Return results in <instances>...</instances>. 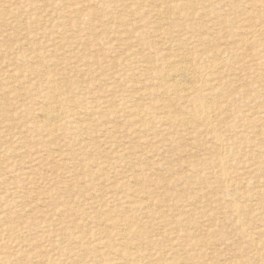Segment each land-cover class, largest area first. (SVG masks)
<instances>
[{"label":"rangeland","instance_id":"rangeland-1","mask_svg":"<svg viewBox=\"0 0 264 264\" xmlns=\"http://www.w3.org/2000/svg\"><path fill=\"white\" fill-rule=\"evenodd\" d=\"M68 10H77L79 14H69ZM261 23L262 27L259 26ZM256 25L261 31L258 36L253 31ZM56 36H60L59 40ZM82 39L84 44H81ZM32 46L33 50L30 49ZM29 50L31 54L26 53ZM168 58L173 62L177 61L179 65L186 59L184 63L194 67L196 80H200L198 84L202 86V103L209 107L207 115L219 132L223 144L219 145L214 131L190 113L191 108L195 107L192 96H189V101H180L179 105L173 106L168 114L171 119L164 125L152 122L143 126L125 111L138 106L156 112L153 105L163 103L166 96L174 100L175 95L168 92H165V96L151 94L156 92L157 87L153 84V71L162 67ZM38 63L40 66L35 65ZM61 64L62 66H55ZM89 65L92 66L91 70ZM97 72L100 76H97ZM1 73L0 264H96L104 258V252L106 255L112 254L111 247L114 242L107 237L124 231V227H114L110 221L114 219L119 222L128 216L134 219L135 226L142 231L141 236L134 238L139 250H143L146 255L144 262L142 260L140 264H162L161 262L168 261L171 256L169 262L174 261L177 264H261L264 261V253L261 252L263 257L260 261L259 254L254 255L255 251L249 245L251 237L257 243L263 241L264 245V214L257 217L259 208L264 209V195L257 198L255 194L256 189L264 188V182L261 184V179L264 180V0H0ZM170 73L168 79L173 81L179 78L175 71ZM41 82H46L45 86ZM53 83L58 88L61 84L62 87L65 85L63 88L60 86L61 91L60 88L57 90L59 96L52 91ZM17 85L20 87H16ZM139 88L141 92L137 93L135 89ZM140 95L144 98H140ZM54 96L65 97H60L65 100L64 118L56 129V134L42 127L41 118L37 117L43 99L55 98ZM152 98L157 99L154 101ZM118 99L126 100V106L121 101L119 103ZM69 104L72 111H69ZM96 104L100 106L99 109ZM4 114H8L7 120ZM98 116L104 117L100 119ZM172 117H183L185 121H174ZM82 123L87 124L86 127ZM151 129L157 130V134ZM62 133L67 138L62 137ZM95 135L97 138H94ZM225 144L223 158L226 173L229 174V186L219 179L222 178L224 169H221L223 167L216 160V148L220 149ZM139 149L147 152L149 150V154L146 152L147 156H143L145 162L142 157L139 160L137 156V152L141 151ZM154 151H157L156 156L153 155ZM113 153L116 155L112 158ZM98 163L111 166L99 172ZM133 173L138 176L141 174L140 179L137 180V175L132 178ZM257 173L261 176L257 177ZM128 178L130 179L125 183ZM138 181H142L140 185ZM144 190L147 196L142 193ZM131 192L139 195H135L134 200L139 198L140 202L136 201L145 208L150 207L153 212L159 208L155 213L166 215L161 219L167 220L174 234H181V239L157 240L160 221L152 215L145 216L147 208L146 211L145 208L133 210L134 208L128 207V201L133 197ZM124 194H129V199L124 198ZM123 201L128 204L125 206ZM240 208H244L246 213ZM188 209L192 210L191 214L186 212ZM200 211H204L202 218L199 217ZM104 215L112 219L108 220ZM187 221L189 225H186ZM91 233L97 237L107 236L104 237L106 245L97 246L94 253L91 252L94 255L87 249L90 245L91 248L95 246ZM253 235H260L259 240ZM170 243L174 247L168 252ZM177 244H181L180 247ZM185 244H196V248L187 254L183 250ZM80 248L84 250L82 253ZM162 250L165 252L162 253ZM69 253L70 258L66 257ZM110 254L109 258L113 257ZM90 256L93 258L91 263ZM106 262L102 259L98 263Z\"/></svg>","mask_w":264,"mask_h":264},{"label":"bare ground","instance_id":"bare-ground-1","mask_svg":"<svg viewBox=\"0 0 264 264\" xmlns=\"http://www.w3.org/2000/svg\"><path fill=\"white\" fill-rule=\"evenodd\" d=\"M67 13V12H66ZM68 13L69 14H72V13H75V14H77L78 13V11L77 10H68ZM65 14V13H64ZM79 14V13H78ZM71 17H73V16H71ZM76 18V17H75ZM72 19V18H71ZM66 20V19H65ZM69 21V20H68ZM257 25H259V24H257ZM257 25L255 26V30H253L254 32H257V36L259 35V34H261V31H260V28H257ZM262 25V23L259 25L260 27H262L261 26ZM254 27V26H253ZM252 29H254V28H252ZM251 29V30H252ZM76 31V30H75ZM60 34V33H59ZM64 35V34H63ZM76 35V34H75ZM78 35V34H77ZM76 35V36H77ZM246 35H248V34H246ZM250 35V34H249ZM61 36V35H60ZM59 36V37H60ZM65 36V35H64ZM57 38H58V40H59V37L58 36H56ZM74 37V36H73ZM82 37H83V35H82ZM249 38H250V36H249ZM65 39V38H64ZM71 39V38H70ZM246 39V38H245ZM253 39V38H252ZM76 40V39H75ZM66 41V40H65ZM69 41V40H68ZM72 41V40H71ZM80 41V40H79ZM54 42H55V40H54ZM82 43L81 44H84L85 42H84V40L82 39V41H81ZM84 42V43H83ZM56 43V42H55ZM89 43V42H88ZM76 44H77V42H76ZM29 45H30V43H29ZM33 45V44H32ZM56 45H58V44H56ZM86 46H88L87 44H85ZM61 46V45H60ZM78 46V45H77ZM83 46V45H82ZM86 46H84L85 48H86ZM18 47V46H17ZM20 47V46H19ZM27 48V47H26ZM37 48H38V46H37ZM20 49V48H19ZM30 49H32L33 50V46H32V48H30ZM86 49H88V48H86ZM82 50V49H81ZM30 51L31 50H29V51H26V53L28 54V52H29V54H31L30 53ZM39 50H37V52H38ZM82 51H84V49L82 50ZM88 51V50H87ZM33 52V51H32ZM53 52V51H52ZM51 52V53H52ZM85 52V51H84ZM25 53V54H26ZM26 54V55H27ZM34 54H36V53H34ZM50 54V53H49ZM40 55V54H39ZM23 56V55H22ZM34 56V55H33ZM36 57V56H35ZM62 57V56H61ZM70 57H72V56H70ZM74 57V56H73ZM175 57V56H174ZM178 57H180L181 58V56H178ZM21 58V57H20ZM34 58V57H33ZM50 58V57H49ZM48 58V59H49ZM53 59H54V57H52ZM58 58V57H57ZM63 58V57H62ZM77 58V57H76ZM107 58V57H106ZM31 59V58H30ZM30 59H28L27 61H30ZM38 59V58H37ZM42 59V58H41ZM40 59V60H41ZM65 59V58H64ZM182 59V58H181ZM39 60V61H40ZM43 60V59H42ZM46 60V59H45ZM58 60V59H57ZM60 60V59H59ZM69 60H70V58H69ZM146 60V59H145ZM144 60V61H145ZM156 60V59H155ZM186 60V59H185ZM185 60H183V63L181 64V65H179V63H177V61H175L174 60V62L173 61H171V59H167V60H165L164 62H163V64H162V67H160V68H155V70L153 71V73L155 72V78H153L155 81H154V83L153 84H155L157 87H156V92H151V94H152V96H156V95H160V96H165V92H168V93H171V94H174L175 95V98H174V100L173 99H171V98H169L168 96H166L167 98L165 99V101L163 102V103H160L159 102V105H157V104H155V103H153V104H155V106L153 105V104H149V105H153V107L152 106H150V107H152V108H156L155 110H156V112H154V111H151V110H149L148 108H138V106H137V108H135L134 106V108H128V106H127V108L128 109H126L125 111L127 112V114L128 115H130V116H133V119L134 120H138L139 122H141V125H143V126H145L146 124H149V123H152V122H155V123H157V124H160V125H164L166 122H168L169 123V120L171 119V118H169V115L168 114H170V112H171V109L173 108V106L174 105H176V104H178L179 105V102L180 101H186L188 98H190L191 96H192V103L195 105V107L193 108H191V111L192 112H190V113H192V115H193V117L194 118H198V120L199 121H201V122H203L208 128H210L212 131H214L213 132V134L215 135V139L217 140V141H219L220 143H219V145H221V144H223V142H222V139L221 138H219V132L216 130V128H215V125L214 124H212L211 122H210V119H209V117H208V115H207V110H208V108L209 107H207L206 105H204V103H202V100H201V96H200V94H201V92H202V86L201 85H199L200 84V80L198 81L199 82V84H198V82H197V80H196V77H195V75H194V70H193V68H192V66L191 65H188V64H186V63H184V61ZM18 61V60H17ZM32 61V60H31ZM44 61V60H43ZM61 61H62V59H61ZM60 61V62H61ZM76 61H77V59H76ZM75 61V62H76ZM78 61H80V60H78ZM77 61V62H78ZM87 61L89 62V60L87 59ZM190 62H191V60H189ZM48 63H49V60L47 61ZM46 62V63H47ZM68 62V61H67ZM71 62H73V61H71ZM74 62V63H75ZM81 62V61H80ZM80 62H78V63H80ZM83 62H86V61H83ZM87 62V63H88ZM93 62V61H92ZM99 62H100V60H99ZM162 62V61H161ZM179 62V61H178ZM181 62V61H180ZM54 64H58L59 62H57V63H55V62H53ZM94 63H97V62H94ZM92 64V65H95V64ZM148 63V62H147ZM176 63V64H175ZM41 64V63H40ZM50 64V63H49ZM52 64V63H51ZM64 64L66 65V62H64ZM81 65H82V63H80ZM90 64V63H89ZM156 64V63H155ZM29 65H30V63H29ZM32 65H33V63H32ZM35 65H38V66H40L39 65V63L38 64H35ZM68 65H69V63H68ZM71 65V64H70ZM77 65H79V64H77ZM81 65H80V67H81ZM97 65V64H96ZM100 65V64H99ZM28 66V65H27ZM55 66H62V64L61 65H55ZM89 66H91V65H89ZM159 66V65H158ZM33 67V66H32ZM36 67V66H35ZM68 67V66H67ZM76 67V66H75ZM88 67V66H87ZM146 67V66H145ZM155 67H156V65H155ZM31 68V67H30ZM29 68V69H30ZM37 68V67H36ZM42 68V67H41ZM54 68V67H53ZM52 68V69H53ZM91 68H92V66L90 67V70H91ZM135 68V67H134ZM133 68V69H134ZM150 68H153V67H150ZM32 69V68H31ZM64 69V68H63ZM62 68H61V70H63ZM81 69H83V66H82V68H80V71H82ZM137 69V68H136ZM145 69H147V68H145ZM144 69V70H145ZM9 70V69H8ZM15 70V69H14ZM17 70V69H16ZM37 70V69H36ZM35 70V72H37ZM59 70H60V68H59ZM96 70V69H95ZM143 70V71H144ZM148 70H149V68H148ZM147 70V71H148ZM198 70V69H197ZM11 72H13L12 70H10ZM34 71V70H33ZM33 71H31V72H33ZM44 71V70H43ZM66 71V70H65ZM68 71V70H67ZM97 71H98V69H97ZM141 71V70H140ZM146 71V70H145ZM170 71H175L176 72V74H177V76L179 77L178 79H176V80H170V79H168V77H170V75H171V73H170ZM200 71H202V70H200ZM5 72V71H4ZM11 72H9V73H11ZM45 72V71H44ZM47 72V71H46ZM49 72V71H48ZM50 72H51V70H50ZM63 72V71H62ZM79 72V71H78ZM77 72V73H78ZM84 72V71H83ZM86 72V71H85ZM84 72V73H85ZM137 72V71H136ZM150 72V71H149ZM148 72V73H149ZM8 73V74H9ZM15 73H17V72H15ZM18 73H19V71H18ZM43 73V72H42ZM60 73H61V71H60ZM88 73V72H87ZM91 73H93V71L91 72ZM98 73V72H97ZM138 73V72H137ZM140 73V72H139ZM206 73V72H205ZM204 73V74H205ZM22 74H24V73H21V75ZM34 74V73H33ZM44 74V73H43ZM45 74H47V73H45ZM51 74V73H50ZM55 74V73H54ZM111 74V73H110ZM201 74V73H200ZM0 75H2V73L0 74ZM41 75V74H40ZM109 75V74H108ZM139 75V74H138ZM149 75V74H148ZM6 76V75H5ZM14 76V75H13ZM52 76H53V74H52ZM57 76V75H56ZM97 76H100V74L98 73V75ZM97 76H96V78H97ZM142 76V75H141ZM144 76L146 77L147 75H145L144 74ZM176 76V77H177ZM4 77V76H3ZM7 77V76H6ZM10 77H12V76H10ZM51 77V76H50ZM49 77V79H51ZM55 77V76H54ZM59 77V76H58ZM102 77V76H101ZM109 77V76H108ZM114 77V76H113ZM129 77H130V74H129ZM172 77V76H171ZM206 77V76H205ZM17 77H15V79H16ZM24 78V77H23ZM61 78V77H60ZM115 78V77H114ZM174 78V77H173ZM207 78V77H206ZM14 79V78H13ZM19 79V78H18ZM21 79V78H20ZM39 79H41V78H39ZM46 79V78H45ZM45 79H43V80H45ZM109 79V78H108ZM143 79V78H142ZM4 80H6V79H4ZM8 80V79H7ZM56 80V79H55ZM90 80V79H89ZM116 80V79H115ZM152 80V79H151ZM202 80V79H201ZM15 81V80H14ZM42 81V80H41ZM53 81V80H52ZM58 81V80H57ZM57 81H55L56 83H57ZM93 81H97V80H93ZM106 81V80H105ZM105 81H104V83H105ZM204 81H205V79H204ZM13 82V81H12ZM11 82V83H12ZM17 82V81H16ZM33 82H35V81H33ZM32 82V83H33ZM59 82V81H58ZM65 82V81H64ZM91 82V81H90ZM108 82V81H107ZM112 82V81H111ZM139 82V81H138ZM137 82V83H138ZM142 82V81H141ZM146 82V81H145ZM153 82V80L150 82V83H152ZM202 82V81H201ZM206 82V81H205ZM26 83V82H25ZM44 83H46V82H44ZM42 84V82H41V84L42 85H44L45 86V84ZM61 83H63V82H61ZM92 83V82H91ZM102 83V82H101ZM101 83H99V85L101 84ZM133 83V82H132ZM18 84H21V83H19V81H18ZM27 84V83H26ZM29 84V83H28ZM36 84V83H35ZM134 84H136V83H134ZM203 84V83H202ZM14 85H16L15 84V82H14ZM22 85H24V84H22ZM37 85V84H36ZM62 85V84H61ZM60 85V86H61ZM64 85V84H63ZM103 85V84H102ZM109 85V84H108ZM107 85V86H108ZM143 85V84H142ZM205 85V84H204ZM20 87V85H17L16 87ZM24 86H27V85H24ZM59 86V85H58ZM60 86H59V88H60ZM65 86V85H64ZM63 86V87H64ZM104 86V85H103ZM117 86V85H116ZM137 86V88H138V85H136ZM146 86V85H145ZM145 86H143V87H145ZM151 86V85H150ZM15 87V86H14ZM22 87V86H21ZM29 87V86H28ZM37 87V86H36ZM38 87H39V85H38ZM51 87H52V91L55 93V95L56 96H59V92H57V90L59 89L57 86H56V84H54L53 83V85H51ZM62 86H61V88H63ZM67 87V86H66ZM94 87L95 86H93V88L92 89H94ZM105 87V86H104ZM114 87V86H113ZM134 87H135V85H134ZM203 87H205V86H203ZM61 88H60V91H61ZM89 88V87H88ZM109 88V87H108ZM136 88V89H137ZM148 88H150V87H148ZM14 89V88H13ZM13 89H11V91L13 90ZM25 89V88H24ZM28 89V88H27ZM31 89V88H30ZM38 88H36V90H37ZM114 89H116V87L114 88ZM126 89V88H125ZM135 89V91H137V93H138V91L139 92H141L140 91V89L141 88H139L138 90H136ZM26 90V89H25ZM62 90H64L65 91V89H62ZM67 90V89H66ZM86 90H87V88H86ZM118 90H120V89H118ZM122 90H123V88H122ZM146 90H148V89H146ZM146 90H145V93H147L146 92ZM201 90V91H200ZM27 91V90H26ZM39 91V90H38ZM56 91V92H55ZM68 91V90H67ZM66 91V92H67ZM108 91H109V89H108ZM107 91V92H108ZM111 93H112V85H111ZM121 91V90H120ZM125 91H127V90H125ZM129 91V90H128ZM155 91V90H154ZM122 92V91H121ZM120 92V93H121ZM124 92V91H123ZM34 93H36L35 91H34ZM43 93H45V92H43ZM47 93V92H46ZM60 93H62V92H60ZM65 93V92H64ZM64 93H62V94H64ZM109 93V92H108ZM111 93H109V94H111ZM114 93H116V92H114ZM113 93V94H114ZM120 93H117V94H120ZM134 93H136V92H134ZM144 93V92H143ZM194 93V94H193ZM48 94V93H47ZM52 94V93H51ZM71 94V93H70ZM193 94V95H192ZM40 95L41 94H39V97H40ZM72 95V94H71ZM71 95H69V96H71ZM106 95H108V94H106ZM116 95V94H115ZM123 95V94H122ZM32 96H33V94H32ZM31 96V98H33ZM56 96H54L55 98H47V99H43V103H42V105H41V107H40V109H39V111H38V119H40L41 118V123H42V127H45L48 131H54V133L53 134H56L55 132H56V129L57 128H59L58 126H59V124H60V122L62 121V119L64 118V104H65V100H63V99H61V98H65V97H57L56 98ZM67 96V95H66ZM75 96V95H74ZM97 97H98V95H96ZM126 96H128V94L126 95ZM125 96V97H126ZM141 96V97H140ZM139 97L140 98H144V97H142L143 95H140ZM144 96H146V95H144ZM190 96V97H189ZM38 97V96H37ZM45 97V96H44ZM68 97V96H67ZM83 97V96H82ZM85 97H86V95H85ZM84 97V98H85ZM109 97V96H108ZM130 97H133V96H130ZM138 97V98H139ZM147 97H150V96H147ZM34 98H36V97H34ZM92 98V97H91ZM103 99H104V96L102 97ZM112 98V97H111ZM121 98H122V96H121ZM134 98V97H133ZM139 98V99H140ZM151 98V97H150ZM68 99V98H67ZM72 99V98H71ZM70 99V100H71ZM108 99V98H107ZM117 99V98H116ZM124 99V98H123ZM127 99H128V97H127ZM155 99V98H154ZM153 98H152V100H154ZM157 99V98H156ZM156 99L154 100V101H156ZM160 99V98H159ZM161 99H162V97H161ZM69 100V101H70ZM75 100V99H74ZM84 100H86V99H84ZM98 100V99H97ZM101 100V99H100ZM110 100H112V99H110ZM119 100V99H118ZM117 100V101H118ZM131 100V99H130ZM134 100H136V99H134ZM140 100H142V99H140ZM68 101V102H69ZM80 101V100H79ZM78 101V102H79ZM90 101H92V100H90ZM105 101V100H104ZM107 101V100H106ZM120 101L121 100H119V103H120ZM126 100H122L121 102H122V104H124V102H125ZM151 101V100H150ZM149 101V102H150ZM159 101H162V100H159ZM188 101H189V99H188ZM41 102V101H40ZM74 102V101H73ZM83 102V101H82ZM93 103H95L94 101H92ZM98 102H100V101H98ZM101 102L103 103V101L101 100ZM110 102V101H109ZM127 102V101H126ZM131 102H135V101H131ZM183 102V103H184ZM81 103V102H80ZM84 103V102H83ZM92 103V104H93ZM107 103H108V101H107ZM114 103V102H113ZM68 104V103H67ZM76 104V103H75ZM85 104V103H84ZM127 104V103H126ZM126 104H124V106H126ZM134 104V103H133ZM135 104H136V102H135ZM77 105V104H76ZM75 105V106H76ZM86 105V104H85ZM90 105V104H89ZM88 105V106H89ZM109 105H110V103H109ZM129 105V104H128ZM132 105V104H131ZM130 105V106H131ZM182 105V104H181ZM74 106V105H73ZM83 106V108L85 109V107H84V105H82ZM87 106V105H86ZM95 106V105H94ZM96 106H97V104H96ZM102 106V105H101ZM108 106V105H107ZM106 106V107H107ZM112 106V105H111ZM110 106V107H111ZM177 106V105H176ZM89 107H91V109H92V106H89ZM98 107V109H99V107L100 106H97ZM105 107V106H104ZM108 108V109H107ZM107 108H105V109H107L108 111H109V107H107ZM112 108V107H111ZM176 108V107H175ZM36 109V108H35ZM88 110H89V108H87ZM95 109V108H94ZM93 109V110H94ZM97 109V110H98ZM113 109H116L114 106H113ZM122 109V108H121ZM151 109V108H150ZM96 110V109H95ZM94 110V111H95ZM103 110H104V108H103ZM175 110V109H174ZM4 111V110H3ZM66 111V110H65ZM69 111H72V110H70V104H69ZM68 111V112H69ZM74 111V110H73ZM93 111V112H94ZM68 112H66V113H68ZM80 112V111H79ZM92 112V115L94 114ZM126 112H124V113H126ZM37 113V112H36ZM70 113V112H69ZM76 113V112H75ZM77 113H78V111H77ZM188 113V112H187ZM73 114V113H72ZM84 114L86 115V113L84 112ZM88 114V113H87ZM99 114H100V112H99ZM106 115V114H105ZM113 116H114V114H112ZM4 116H5V114H4ZM3 116V117H4ZM8 116V114L5 116V119H6V117ZM73 116H75V114L73 115ZM79 116V115H78ZM82 116V115H81ZM84 116V115H83ZM88 116V115H87ZM87 116H86V118H87ZM191 116V115H190ZM2 117V118H3ZM40 117V118H39ZM97 117V116H96ZM99 117V116H98ZM102 117H104V116H101V118ZM121 117H123V116H121ZM70 118V117H69ZM72 118V117H71ZM88 118H90V117H88ZM100 118V117H99ZM100 118V119H101ZM118 118V117H117ZM126 118V117H125ZM173 118V120L174 121H178V120H180V121H185L184 120V118L183 117H180V118H177V117H172ZM187 118V117H186ZM37 119V120H38ZM73 119H75L74 117H73ZM94 119V118H93ZM96 119V118H95ZM94 119V120H95ZM99 119V120H100ZM103 119V118H102ZM110 119H111V117H110ZM7 120V119H6ZM36 120V121H37ZM117 120V119H116ZM189 120V119H188ZM197 120V119H196ZM195 120V121H196ZM74 120H72V122H73ZM97 121V120H96ZM96 121L94 122V124L96 123ZM106 121H107V119H106ZM106 121H103V122H106ZM113 121V120H112ZM124 121V120H123ZM129 121V120H128ZM190 121V120H189ZM4 122V121H3ZM117 122V121H116ZM126 123H128L127 121H125ZM124 122V123H125ZM133 122V121H132ZM191 122V121H190ZM2 123V122H1ZM68 123V122H67ZM93 123V122H92ZM98 123H101L100 121L98 122ZM125 123V124H126ZM138 123V122H137ZM189 123V122H188ZM193 123V122H192ZM250 123V122H249ZM35 124V123H34ZM62 124V123H61ZM65 124V123H64ZM69 124V123H68ZM67 124V125H68ZM81 124V123H80ZM83 124V123H82ZM129 124V123H128ZM131 124V123H130ZM134 124H135V122H134ZM139 124V123H138ZM251 124V123H250ZM5 125V124H4ZM8 125V124H7ZM37 125V124H36ZM35 125V126H36ZM73 125V124H72ZM71 125V126H72ZM79 125V124H78ZM87 125V124H86ZM86 125H84L83 124V127H86ZM89 125V124H88ZM90 125H92V124H90ZM132 125V124H131ZM191 125H193V124H191ZM254 125V124H253ZM39 126V125H38ZM111 126V125H110ZM130 126V125H129ZM134 126H136V125H134ZM186 126V123H185V125H184V127ZM189 126H190V123H189ZM250 126H252V125H250ZM40 127V126H39ZM111 127H113V126H111ZM139 127H141L140 126V124H139ZM163 127V126H162ZM192 127H194V125L192 126ZM142 129H144L143 127H141ZM147 128H149V127H147ZM42 129V128H41ZM74 129V128H73ZM109 129V128H108ZM138 129V128H137ZM146 129V128H145ZM190 129V128H189ZM207 129V128H206ZM69 130L70 129H68V131L67 130H65V131H67V132H69ZM84 130V129H83ZM112 130V129H111ZM147 130V129H146ZM159 130V129H158ZM161 130V129H160ZM63 131V130H62ZM74 131V130H73ZM72 131V132H73ZM80 131H82V130H80ZM94 132V130H91V132ZM149 131V130H148ZM148 131H146V132H148ZM151 131H154V130H152L151 129ZM150 131V132H151ZM157 131V130H156ZM156 131H154L155 132V134H157L156 133ZM192 131V130H191ZM79 132V131H78ZM90 132V133H91ZM190 132V131H189ZM209 132V131H208ZM49 133V132H48ZM65 133V132H64ZM84 133V132H83ZM51 134V133H50ZM58 134V133H57ZM63 134V133H62ZM66 134V133H65ZM84 134H87V132L86 133H84ZM92 134V133H91ZM94 134H96V132L94 133ZM94 134L92 135V136H94ZM149 134V133H148ZM151 134V133H150ZM154 134V133H153ZM155 134L153 135V136H155ZM52 135V134H51ZM50 135V136H51ZM54 136V135H53ZM63 136H65L66 138H67V136L66 135H62V137ZM70 136V135H69ZM88 137H89V135H87ZM91 136V135H90ZM152 136V137H153ZM49 137V136H48ZM52 137V136H51ZM59 137H61V136H59ZM72 137V136H71ZM73 137H74V135H73ZM85 137V135L83 136V138ZM88 137H86V138H88ZM94 138H97V136L95 135V137ZM156 138V137H155ZM213 138V137H212ZM75 139V138H74ZM80 139V138H79ZM79 139H78V141H79ZM153 140H154V138H152ZM151 139V140H152ZM159 139V138H158ZM163 139V138H162ZM70 140V139H69ZM68 140V141H69ZM82 140V139H81ZM86 140V139H85ZM84 140V141H85ZM141 140V139H140ZM148 140V139H147ZM213 140V142L215 141L214 139H212ZM83 141V142H84ZM126 141V140H125ZM158 141V140H157ZM163 141V140H162ZM164 141H165V139H164ZM52 142H53V140H52ZM51 142V143H52ZM67 142V141H66ZM70 142V141H69ZM76 142H77V140H76ZM83 142H81V143H83ZM128 142V141H127ZM131 141L129 140V143H130ZM145 142V141H144ZM144 142H143V144H144ZM147 142V141H146ZM152 142H154V141H152ZM216 142V141H215ZM224 142H226V141H224ZM64 143V142H63ZM71 143V142H70ZM72 143H75L74 141L72 142ZM85 143V142H84ZM163 143V142H162ZM217 143V142H216ZM215 143V144H216ZM60 144V143H59ZM65 144V143H64ZM80 144V143H79ZM86 144V143H85ZM140 144V143H139ZM150 144H151V141H150ZM62 145V144H61ZM68 145V144H67ZM73 145H75V144H73ZM123 145V144H122ZM136 145H137V143H136ZM135 145V146H136ZM142 145V144H141ZM66 146V145H65ZM79 146V145H78ZM77 146V147H78ZM81 146V145H80ZM86 146V145H85ZM112 146H114V143H113V145ZM146 146V145H145ZM151 146V145H150ZM153 146V145H152ZM151 146V147H152ZM226 146V144L224 145V147ZM63 147V146H62ZM82 147V146H81ZM80 147V148H81ZM109 147V146H108ZM129 147H131L132 148V146H129ZM149 147V146H148ZM222 147V146H221ZM224 147H222V148H220L219 149V147H217L216 149H217V151H216V154H217V158H216V160L218 161V164H220L223 168H221V169H224L223 170V173H222V178H219V179H221V181L224 183V184H226L227 186H229V174H227L226 173V170H225V162H224V158H223V156H224V152H225V150H226V147L224 148ZM69 148V147H68ZM70 148H71V146H70ZM69 148V149H70ZM117 148V147H116ZM130 148V149H131ZM136 148V147H135ZM139 147H137V149H138ZM141 148V147H140ZM143 148V147H142ZM74 149V148H73ZM82 149V148H81ZM110 149V148H109ZM108 149V150H109ZM136 149V150H137ZM144 149V148H143ZM153 149V148H152ZM215 149V150H216ZM77 150V149H76ZM83 150V149H82ZM114 150H115V148H114ZM113 150V151H114ZM118 150V149H117ZM126 150V149H125ZM124 150V151H125ZM128 150V149H127ZM133 150V149H132ZM139 150H141V151H139ZM138 151L139 152H137V151H134V152H137L138 154H137V156L139 157V160H140V158L142 157V159L144 160V162H145V158L143 157L144 155H146L148 152H149V150H148V152L147 151H144V150H142V149H139ZM145 150H147V149H145ZM71 151V150H70ZM84 151V150H83ZM73 152V151H72ZM80 152H81V150H80ZM112 152V151H111ZM123 152V151H122ZM132 152V151H131ZM147 152V153H146ZM151 152H152V150H151ZM155 153L153 154V155H155L156 154V152L157 151H154ZM78 153V152H77ZM119 153V152H118ZM126 152H124V154H125ZM128 153L129 152H127V155H128ZM83 154V153H82ZM115 153H113V154H111L112 155V158H113V155H114ZM149 154V153H148ZM116 155V154H115ZM119 155H120V153H119ZM126 155V156H127ZM136 155V154H135ZM151 155H152V153H151ZM150 155V156H151ZM122 156V155H121ZM125 156V155H124ZM130 156V155H129ZM136 156V157H137ZM147 156V155H146ZM149 155H148V157H150ZM156 156V155H155ZM148 157H146V158H148ZM120 158V157H119ZM131 158H132V156H131ZM133 158H135V156L133 157ZM151 158V157H150ZM115 159V158H114ZM129 160V159H128ZM136 160V159H135ZM138 160V161H139ZM148 159H146V161H147ZM163 160V159H162ZM127 161V160H126ZM137 161V160H136ZM149 161V160H148ZM147 161V162H148ZM151 161H153V160H151ZM157 161H158V159H157ZM156 161V162H157ZM129 162V161H128ZM162 162V161H161ZM127 163V162H126ZM129 163H131V162H129ZM133 163V162H132ZM131 163V164H132ZM138 163H140V161L138 162ZM152 163V162H151ZM155 163V162H154ZM100 163H98V166H99V172H101L102 170H103V168H105V167H109V166H111V164L110 165H107V164H102V165H99ZM125 164V163H124ZM128 164V163H127ZM141 164V163H140ZM132 165H135L134 163L132 164ZM138 165V164H137ZM149 165H150V162H149ZM155 165H157V163L155 164ZM136 166V165H135ZM139 166V165H138ZM143 166H144V164H143ZM158 166V165H157ZM145 167V166H144ZM148 167V166H147ZM156 167V166H155ZM143 168V167H142ZM156 168H158V167H156ZM263 168V167H262ZM102 169V170H101ZM135 169V171H136V168H134ZM140 169V168H139ZM160 169V168H159ZM158 169V170H159ZM259 169H260V167H259ZM258 169V170H259ZM132 170V169H131ZM146 170V169H145ZM153 170V169H152ZM257 170V171H258ZM134 171V172H135ZM139 171V170H138ZM146 171H150V170H146ZM145 171V172H146ZM156 170H154V172H155ZM141 172V171H140ZM151 172V171H150ZM157 172V171H156ZM115 173V172H114ZM132 173V172H131ZM258 173H260V172H258ZM258 173H257V177L260 175L261 176V174H259L258 175ZM146 174V173H145ZM151 174V173H150ZM154 174H156V173H154ZM118 175V174H117ZM123 175H125V174H123ZM137 174L135 173H133L132 174V178L134 177V176H136ZM91 176V175H90ZM126 176V175H125ZM139 176H141V174L139 175ZM139 176L137 175V180L138 179H140L139 178ZM143 176V175H142ZM121 177H122V175H121ZM128 177V176H127ZM221 177V176H220ZM75 178H77V177H75ZM124 178V177H123ZM135 178V177H134ZM144 178V177H143ZM151 178H152V175H151ZM184 178V177H183ZM89 179V178H88ZM130 178H128L127 180H125L126 182L125 183H127V181L129 180ZM142 179V178H141ZM146 179V178H145ZM90 180H91V177H90ZM122 180V179H121ZM136 180V179H135ZM137 180L135 181V184H137ZM150 180V179H149ZM154 180V179H153ZM82 181H84V179L82 180ZM92 181V180H91ZM123 181V180H122ZM151 182H152V180H150ZM161 181V180H160ZM139 182V181H138ZM142 182V181H141ZM141 182H139V185L141 184ZM178 182V181H177ZM261 184L263 185V182H264V180H262L261 179ZM82 183H84V182H82ZM123 184H124V182H122ZM147 183V182H146ZM159 183V182H158ZM162 183V182H161ZM129 184H130V182H129ZM163 184V183H162ZM259 183H257V185H258ZM120 185H122V184H120ZM125 185H127V184H125ZM132 185V184H131ZM131 185L129 186V187H131ZM147 185V184H146ZM167 185H168V183H167ZM256 185V186H257ZM141 186H143V185H141ZM157 186H158V184H157ZM169 186V185H168ZM193 186H195V185H193ZM197 186V185H196ZM230 186H232L231 184H230ZM64 187V186H63ZM67 187V186H66ZM125 187H127V186H125ZM160 187V186H159ZM198 187H199V185H198ZM262 187V186H261ZM132 188H134V187H132ZM131 188V189H132ZM136 188V187H135ZM193 188V187H192ZM195 188V187H194ZM228 188H230V187H228ZM66 189V188H65ZM127 188H125V190H126ZM130 189V188H129ZM130 189V190H131ZM144 189V188H143ZM232 189V188H231ZM264 189V188H263ZM263 189H256L255 190V194L258 196L257 198H259V195H264V190ZM121 190H123V189H121ZM124 190V191H125ZM139 190V189H138ZM195 190H198V189H196L195 188ZM129 191V190H128ZM145 191L146 190H144V192H142V193H144V195L145 196H147L146 194H145ZM121 192V191H120ZM132 192H133V190H132ZM131 192V193H132ZM122 193H123V191H122ZM130 193V194H131ZM134 193V192H133ZM132 193V194H133ZM138 193V192H137ZM148 193V192H147ZM139 194V193H138ZM249 194V193H248ZM122 195V194H121ZM125 195V194H124ZM127 195H129V194H126L125 195V197L124 198H127ZM136 195V194H135ZM135 195L133 194L132 196H130V198L132 197V199H130L128 202L130 203V206L128 205V207H131V208H134L133 210H135V208L136 209H138V210H141L142 208H145L144 206H142V204L141 203H139L140 201V199L139 198H137V199H135L134 200V197H135ZM201 195H203V193L201 194ZM201 195H200V198H201ZM255 195V196H256ZM139 197V195H136V197ZM205 196V195H204ZM203 196V197H204ZM250 196V195H249ZM129 197V196H128ZM152 197V196H151ZM150 197V198H151ZM194 197V196H193ZM197 197V198H196ZM196 197H194V198H196V199H198V197H199V194L196 196ZM244 197H245V194H244ZM142 198V197H141ZM153 198V197H152ZM206 198V197H205ZM246 198V197H245ZM263 198V197H262ZM24 199V198H23ZM27 199V198H26ZM127 199H129V198H127ZM147 199V198H146ZM145 199V200H146ZM204 199V198H203ZM237 199V198H236ZM248 199V198H247ZM250 199V198H249ZM254 199V198H253ZM124 200V199H123ZM126 200V199H125ZM136 200H138V201H136ZM152 200V199H151ZM194 200V199H193ZM217 200V199H216ZM156 201H157V198H156ZM233 201V200H232ZM235 201V200H234ZM233 201V202H234ZM238 201V200H237ZM22 202V201H21ZM31 203H32V201H30ZM128 202H126L127 204H128ZM142 202V201H141ZM150 202V201H149ZM158 202V201H157ZM25 203V202H24ZM123 203H124V201H123ZM144 203H145V201H144ZM150 203H152V202H150ZM150 203H149V205H150ZM160 203V202H159ZM228 203V202H227ZM259 203V202H258ZM34 204L36 205V203L34 202ZM125 204V203H124ZM127 204H125V206L127 205ZM158 204V203H157ZM234 204V203H233ZM242 204V203H241ZM102 205V204H101ZM146 205V204H145ZM148 205V204H147ZM155 205V204H154ZM231 205V204H230ZM263 206H264V203L262 204ZM34 206V205H33ZM32 206V207H33ZM152 206H153V204H152ZM157 206V205H156ZM238 206V205H237ZM236 206V207H237ZM162 207V206H161ZM216 207V206H215ZM258 207V206H257ZM262 207V206H261ZM147 208V207H146ZM145 208V209H146ZM163 208V207H162ZM214 208V207H213ZM234 208V207H233ZM264 208V207H263ZM30 209H31V206H30ZM148 209V208H147ZM147 209H146V211H147ZM157 209V208H156ZM211 209V208H210ZM217 209V208H216ZM237 210H238V212H239V208L237 207L236 208ZM247 209H250L249 207L247 208ZM246 209V210H247ZM260 209V211L258 212V214H259V216H257V217H259L260 218V214H264V209H262V208H259ZM158 210H159V208H158ZM158 210H155V211H158ZM232 210V209H231ZM240 210H241V208H240ZM243 210H244V208H243ZM243 210H241V211H243ZM254 210V209H253ZM155 211L153 212L152 210H150V207H149V209H148V211H147V213L145 214V216H151L152 215V217H154V218H156V219H158L159 221H160V223H161V225H160V227H159V232L156 234L158 237H157V240L158 239H164V238H166V239H168L169 241H172V240H180L181 238V234L180 233H175L174 234V231H172V227L170 226V224L167 222V220H163V218L161 219V217H164V216H166V215H164V216H162V214H156L155 213ZM205 211V210H204ZM204 211L203 212H201L200 211V213H199V217L200 218H202V217H204L203 215V213H204ZM211 211H213L212 209H211ZM210 211V212H211ZM233 211V210H232ZM231 211V212H232ZM140 211H138V213H139ZM163 212H165V211H163ZM186 212L188 213V214H191V212H192V210L191 209H188V210H186ZM207 212V211H206ZM206 212H205V214H206ZM214 212H215V210H214ZM213 212V213H214ZM237 212V211H236ZM238 212H237V214H238ZM244 212L246 213V211L244 210ZM243 212V213H244ZM256 212V211H255ZM255 212H254V214H253V217L255 216ZM130 213V212H129ZM142 213V212H141ZM140 213V214H141ZM155 213V214H154ZM183 213H185V212H183ZM187 213H185V215H187ZM233 213H235V212H233ZM244 213V214H245ZM248 213V212H247ZM143 214V213H142ZM192 214H194V212L192 213ZM108 215V214H107ZM132 215V214H131ZM158 215H160V216H158ZM183 215V214H182ZM233 215V214H232ZM105 216V215H104ZM143 215H141V217H142ZM176 216V215H175ZM207 216V215H206ZM205 216V217H206ZM209 216V215H208ZM215 216H216V213H215ZM237 216V215H236ZM99 216H97V218H98ZM105 217H107V216H105ZM113 217V216H112ZM134 217V216H133ZM186 217V216H185ZM94 218V217H93ZM109 218V216L107 217V219ZM134 218H136V217H134ZM144 218V217H143ZM166 218V217H165ZM187 218V217H186ZM208 218V217H207ZM207 218H205L206 220H207ZM212 218V217H211ZM95 219V218H94ZM100 219V218H99ZM102 219V218H101ZM100 219V220H101ZM109 219H112V218H109ZM108 219V220H109ZM161 219V220H160ZM204 219V218H203ZM202 219V220H203ZM209 219V218H208ZM235 219V218H234ZM258 219V218H257ZM96 220V219H95ZM114 219H112L110 222H111V224H112V226H114V227H116L117 225H121V227H124V231L123 232H115V233H112V234H110L108 237L107 236H96L94 233H91V236H93L92 238H94V240L93 241H95L94 242V245L96 246H94V247H92L91 248V245H90V247L89 248H87V246L85 245V247L88 249V251H90V253L91 252H93L94 253V250H96L99 246H101V245H106V239L104 238V237H107V238H110L114 243H112V250H111V248H110V250H111V253L112 254H110V253H108V255L110 254L111 256H113V257H111V258H109V256L108 255H106L105 254V252H104V255H102V257H104V258H102V259H104V261L106 262V263H109V264H140V261H142L144 258H146V255H145V252H143V250H139V247H138V245H136V241H135V237H137V236H141L142 235V231L137 227V226H135V224H134V219L132 218V217H125L123 220H121V221H119V222H117L116 220H114ZM150 220H152V218H150ZM154 220V219H153ZM158 220H156V221H158ZM177 220V219H176ZM175 220V221H176ZM214 220V219H213ZM236 220H240V219H236ZM236 220H234V221H236ZM204 222H205V220H203ZM208 221V220H207ZM211 220H209V222H210ZM242 222L244 221V220H241ZM96 222V221H95ZM108 222V221H107ZM146 222H149V221H146ZM188 222V221H187ZM150 223V222H149ZM155 223V222H154ZM159 222H157V224H158ZM179 223H180V221H179ZM183 223V222H182ZM243 223H245V221L243 222ZM247 223V222H246ZM156 224V223H155ZM181 224V223H180ZM236 224V223H235ZM242 224V223H241ZM59 225H60V223H59ZM109 225V224H108ZM150 225V224H149ZM186 225H189V222L186 224ZM237 225V224H236ZM181 226V225H180ZM242 226V225H241ZM61 227V226H60ZM63 227V226H62ZM120 227V228H121ZM239 227H240V225H239ZM257 227V226H256ZM156 228V227H155ZM122 229V228H121ZM157 229V228H156ZM55 230H57V229H55ZM158 230V229H157ZM257 230V229H256ZM58 231V230H57ZM260 231V230H259ZM258 231V234L260 233ZM59 232V231H58ZM174 234V235H172V233ZM243 232V231H242ZM241 232V233H242ZM245 233H246V230L244 231ZM257 232V231H256ZM56 233V232H55ZM80 233H81V231H80ZM90 233V232H89ZM250 233H253V232H250ZM249 233V234H250ZM59 234V233H58ZM81 234H83V232L81 233ZM244 234V233H243ZM255 234V233H254ZM60 235V234H59ZM80 235V234H79ZM251 235V234H250ZM257 235V234H256ZM256 235H253V236H255L256 237ZM76 236V238H78L77 237V235H75ZM83 236H85L86 237V234L84 235L83 234ZM91 236H90V238H91ZM247 236V235H246ZM246 236H244V237H246ZM81 237H82V235H81ZM84 237V238H85ZM258 237V236H257ZM256 237V238H257ZM91 238V239H92ZM104 239V240H102V239ZM135 238V239H134ZM183 238V237H182ZM247 238L249 239V237L247 236ZM259 238H260V235H259V237H258V240H259ZM79 240V239H78ZM83 240V239H82ZM86 240H88V238L86 239ZM85 242H87V241H85ZM90 242H91V240H90ZM247 243V242H246ZM63 245H64V243H62ZM67 245H69L68 243H66ZM87 244H88V242H87ZM115 244V245H114ZM89 245V244H88ZM170 245H171V247H169V248H167V251L168 250H172V248L174 247V244H172V243H170ZM179 247H180V245L181 244H177ZM195 245L196 244H185V246H183V250H185V253H187L188 254V252L191 250V249H195L196 247H195ZM249 245H251V247H252V249L255 251V253H254V255L255 254H259V260L263 257V253H264V245H263V241H261V243H257L255 240H254V238L253 237H251L250 238V244ZM98 246V247H97ZM200 246V245H199ZM248 246V245H247ZM65 247H66V245H65ZM68 247V246H67ZM198 247V246H197ZM249 248L248 249H250V246H248ZM86 248H84V249H86ZM135 249L136 248V250H132V249ZM200 248V247H199ZM198 248V249H199ZM67 249V248H66ZM81 249V248H80ZM65 250V249H64ZM69 250V249H68ZM78 250V249H77ZM76 250V251H77ZM82 250L83 249H81V252L80 253H82ZM200 250H202V249H200ZM205 250V249H204ZM66 251V250H65ZM84 251V250H83ZM87 251V250H86ZM88 251H87V253H88ZM163 252L162 253H164L165 252V250H162ZM166 251V252H167ZM69 252V251H68ZM75 252V251H74ZM79 252V251H78ZM169 252V251H168ZM167 252V253H168ZM202 252H204V251H202ZM251 252V251H250ZM261 252H263V253H261ZM93 253H91V254H93ZM97 253V252H96ZM95 253V256L97 255V254H99V253H97L96 254ZM166 253V254H167ZM197 253V252H196ZM5 254H7V253H5ZM59 254V253H58ZM68 254V253H67ZM66 254V255H67ZM84 254V253H83ZM102 254V253H101ZM100 254V255H101ZM204 254H205V252H204ZM55 255H57V254H55ZM61 255V254H60ZM59 255V256H60ZM65 255V256H66ZM72 255V254H71ZM86 255V254H85ZM94 255V254H93ZM165 255V254H164ZM171 255H174V254H171ZM195 255V254H194ZM15 256V255H14ZM196 256H197V254H196ZM56 257V256H55ZM66 257H69L70 258V253H69V255H67ZM97 257V256H96ZM100 256L98 255V258H99ZM172 257V256H171ZM170 257V258H171ZM174 257V256H173ZM255 257V256H254ZM57 258H60V257H57ZM90 263L92 262V257L90 256ZM101 258V257H100ZM169 258V257H168ZM170 258H169V260H170ZM176 258H177V256H176ZM175 258V259H176ZM194 258V257H193ZM197 258V257H196ZM202 258V257H201ZM257 258V257H256ZM257 258V259H258ZM102 259H100V260H102ZM113 259H115V260H113ZM61 260V259H60ZM100 260L98 261V262H100ZM166 260H167V258H166ZM169 260L168 261H166V262H161L162 264H177V263H175L174 261L172 262H169ZM173 260V259H172ZM177 260V259H176ZM175 260V261H176ZM199 260V259H198ZM95 262H96V260H94ZM177 261H179V260H177ZM257 261V260H256ZM261 261V260H260ZM88 262V261H87ZM98 262H96V264L98 263ZM103 262V261H102ZM143 262H144V260H143ZM146 262V261H145ZM65 263V262H64ZM89 263V262H88ZM105 263V264H106ZM147 263H149V262H147ZM153 263V262H152ZM151 262L149 263V264H152ZM160 263V262H159ZM63 264V263H62ZM83 264H85V263H83ZM94 264V263H93ZM99 264V263H98ZM103 264V263H102ZM141 264H143V263H141ZM157 264V263H156ZM261 264H264V261L262 260V262H261Z\"/></svg>","mask_w":264,"mask_h":264}]
</instances>
